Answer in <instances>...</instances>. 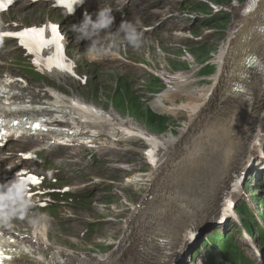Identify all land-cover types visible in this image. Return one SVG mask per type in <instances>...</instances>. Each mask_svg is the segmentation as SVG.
Wrapping results in <instances>:
<instances>
[{
	"label": "bare ground",
	"instance_id": "1",
	"mask_svg": "<svg viewBox=\"0 0 264 264\" xmlns=\"http://www.w3.org/2000/svg\"><path fill=\"white\" fill-rule=\"evenodd\" d=\"M165 1V0H164ZM204 4H197L193 3L191 0H182L179 5H177V12L179 15L181 14H187L188 16H191V19L186 18V20H193V17H195L198 10L200 11V14L205 13L204 10H202V6H204V9L210 7L211 9H214L216 6H214L215 1L214 0H200ZM223 0H220L218 4H221ZM233 4H237L236 2ZM244 6L248 7L249 11L255 10L256 14L254 17H258L259 15L263 16L264 13V1L262 2V7L256 8L253 6L251 2L244 3ZM148 6H144L139 12L143 13L141 16L145 15V10ZM163 10V7H161ZM199 8V9H198ZM194 15V16H193ZM152 23L150 21H145L147 24L146 29L149 30L152 28V24H156L160 28L166 27L169 28L172 26L173 20L168 23L164 21L162 18L157 17V19H152ZM155 22V23H154ZM166 33V32H165ZM171 34H176V31L172 32ZM259 42L264 46V30L263 35L260 36ZM225 43V41L223 42ZM206 44H203L200 54L207 55L206 54ZM246 52V48L244 50ZM217 54L225 57L226 55H229V51L224 48H219L217 51ZM46 57V54H42ZM245 55V54H243ZM211 56V54H210ZM209 56V57H210ZM263 58V57H262ZM237 59H233L231 63L236 64ZM263 61V68H264V59ZM216 62L219 64L222 61L216 59ZM228 74V77L233 75L235 73V70L232 71H226ZM226 74V79H228ZM264 74V70H263ZM170 80V79H169ZM170 81H173L172 79ZM188 83V80L182 83V85H186ZM230 85V84H229ZM255 85V79L252 81L251 84H244L243 85V92L242 95L239 97L237 101H235L232 105L224 108L221 112L218 113L220 117L219 121V127L225 130V127H235L237 129V134L240 138L244 140V143L250 142L251 140L255 139L257 137L258 133V127L260 126V118L257 119V112L258 108L257 105L261 104L262 101L256 98L249 97L247 101H249L251 104L248 106L247 103L243 100V96L245 90H250ZM264 88V85H263ZM177 91V89H174ZM219 90L222 94H227V89L225 87H222L219 83H216V89ZM41 92H37L36 90L30 89L28 87H24L22 92L17 93V103L14 102L12 106L14 107H21L23 110L28 111L31 114L33 112H39L40 116L44 120H49L50 117L47 115L46 112L52 113L53 107L60 108L61 113L69 112L70 109L66 108L63 100L61 98H56V95L53 91L50 89H42ZM264 97V95H263ZM81 98H78L77 101H81ZM216 100V99H215ZM161 107V102H160ZM65 108V109H64ZM239 108V111L241 113H244L245 116H247L251 112V118L250 119H239L237 118V115H239V112H236V109ZM264 116V114H263ZM63 119H66L68 121V118H65L63 116ZM197 120L196 117H194L192 120ZM215 119H212V122ZM83 125L79 126V128H82ZM119 122L116 124H109V125H103V124H96L95 128L91 126H86V128L81 129L83 132H90L86 135H78V131L76 127V131L74 133L75 142H81L85 139H90L92 142V146L87 145H80L79 148H87L88 150H96L97 147L98 151H101L103 149H112L115 145V142L117 140H120L122 138V135L119 133ZM65 127V126H64ZM68 129H74L73 127H66ZM186 137L191 140L194 143V146L196 145V150L193 154V156L190 158L188 162V167L184 165H180L179 156L184 150V148L181 145L180 139H176L171 136V134L164 137L163 144L168 149L176 147V165L172 164L170 166L164 165V163L167 160L166 154L161 156V163L158 161L155 166V175L157 177L156 182L154 184V190L151 193V200L150 201H143L140 206L141 209L138 213L134 214L130 211V215L137 216L142 210H144V213L137 216L141 222H139V226H133L134 221L131 220V224L128 226V232L125 235H122L123 232L119 235L115 232L112 233V231H109V224L105 223V220H108L109 218L106 215V210H102L99 214L95 215H89L86 213V217L89 220L90 223L96 224V223H102L106 228H100L102 231L100 232V229H97L93 227V232L102 233L103 236L110 234L109 238L112 237L113 240H119L122 241L118 244V247H111L106 252H99L98 255H85V256H76L74 254H71L70 259L74 260L71 264H151L153 257H155V252L161 251L163 249H157L156 245H153V241L155 240V237L162 234L163 232L160 230H166L165 226V220L166 219H172V222L174 226L179 225V218L182 217L184 220L189 219H195L198 218L200 220L203 219H216L218 216V208L221 205V203L224 200V196L226 192L229 190L230 184L234 177L238 175L241 171L244 170L247 162L245 159L242 158V152L241 149H239V152L235 154L232 157H227L222 154L221 150H217L218 146L214 143L205 142L204 136L201 134L200 131L191 129L190 131L185 130ZM59 135H63L64 137H70L69 134H64V132H59ZM134 136H129V139ZM143 143H146L145 139H142ZM185 147H188L186 143H184ZM245 147V146H244ZM73 152H76V148L72 149ZM174 149H172L173 151ZM216 151V152H215ZM86 153L88 151H79ZM131 154V153H130ZM129 154V155H130ZM168 156V154H167ZM202 156H205L206 158L210 156L208 162L204 166H200L196 170L194 168L197 165H200L201 162L205 159L202 158ZM164 157H166L164 159ZM202 158V159H201ZM247 158V157H246ZM208 159V158H207ZM77 162H80L81 159L76 157L75 159ZM211 162L210 167L208 168V163ZM92 163L90 161L85 166H83V174H90L92 173L91 170L93 169V164L89 167V165ZM173 169L174 171L168 172L164 171V169ZM72 169V168H71ZM185 170H188V173H185ZM156 172H160L159 174ZM175 180L172 181L173 175H175ZM182 175V176H180ZM198 176V180L195 179V176ZM108 179H112L114 181H117V179H121L123 177H127L125 174L119 175L117 178H115V173H108ZM180 176V177H179ZM95 179H99L98 176H93ZM186 178V179H185ZM185 179V180H184ZM199 180H201L199 182ZM147 185V184H146ZM107 187V184H104L100 191L98 192L99 196H104L102 193L103 190ZM119 187V186H117ZM124 188H129V186H125ZM117 193H122V196H125V194L130 193L126 189H116ZM150 195V193L147 194V197ZM105 196H111L108 193H105ZM116 199L119 196H114ZM149 204H154L155 206L150 207ZM130 206V205H129ZM135 209L137 208V205L134 206ZM130 208V207H129ZM137 210V209H136ZM62 214L69 218L67 211H62ZM75 213H72L74 215ZM180 216V217H179ZM101 217H104L105 220L99 219ZM135 218V219H136ZM182 220V219H181ZM115 221V220H114ZM197 222L194 221L189 226H194ZM46 229L47 225L46 223H43V225ZM169 226V225H168ZM158 229V230H157ZM188 229V227H185L184 230ZM41 228L36 233L37 235H41ZM68 232V229H66ZM125 230V228H124ZM178 232H181L179 229ZM185 232V231H184ZM125 240L128 239L129 247L126 248L124 245V238ZM108 238V240H109ZM182 245V242L180 239L176 241ZM107 244V243H106ZM181 253L171 256L169 260H173L174 258L177 259L180 257ZM223 257L219 258L220 260ZM223 262V264H229ZM242 264V263H241ZM264 264V260H263Z\"/></svg>",
	"mask_w": 264,
	"mask_h": 264
},
{
	"label": "clouds",
	"instance_id": "2",
	"mask_svg": "<svg viewBox=\"0 0 264 264\" xmlns=\"http://www.w3.org/2000/svg\"><path fill=\"white\" fill-rule=\"evenodd\" d=\"M82 3L83 0H78L77 4ZM73 11L74 8L68 14H72ZM112 13V8L104 7L93 19L92 15L85 12L81 22L70 26L75 39L80 42L89 41L84 52L92 61L108 58L121 43L136 50L144 46L145 37L140 21H123L118 30L112 32L115 22ZM4 27L3 21L0 20V29ZM0 46H3L2 36H0ZM30 184L27 177L21 173H17L13 180L0 184V232L11 231L17 219H27L33 227H40L47 220L46 213L34 211L37 202L31 197Z\"/></svg>",
	"mask_w": 264,
	"mask_h": 264
},
{
	"label": "rangeland",
	"instance_id": "3",
	"mask_svg": "<svg viewBox=\"0 0 264 264\" xmlns=\"http://www.w3.org/2000/svg\"><path fill=\"white\" fill-rule=\"evenodd\" d=\"M102 3H104L105 4V6L106 7H110V8H112L113 9V15L115 16V15H117L118 14V12H120V8H121V6H122V1L121 0H100ZM220 1V0H219ZM236 2V3H238V0H223L222 2H221V4H225V3H227V2ZM240 1V0H239ZM264 0H258V2H257V4H256V8H259V7H262V2H263ZM196 3L197 4H204L203 2H201L200 0H196ZM244 3H245V0L244 1H241V6H244ZM174 10L177 12V7L175 6L174 7ZM251 12V14H256V11L255 10H252V11H250ZM248 14V13H247ZM246 14V15H247ZM180 17H177V18H175V19H173V22L171 23L172 24V26H171V28L173 29V31H176V34H171L172 36H174V37H179V34H178V32L179 31H181L182 30V26H180L179 25V23H182V24H185V23H187L188 21H190V22H192V20H189V19H191V16H188L187 14H181V15H179ZM194 16V15H193ZM189 17V19L188 20H186V18H188ZM225 24H226V22H225ZM209 24H204V25H202L201 26V29H202V31H206V33H211L212 32V29H210L209 28ZM188 30H193V31H196V32H200V29L199 28H197V27H195V26H191L190 27V29H188ZM76 41H79V40H77L76 39ZM225 41V37L222 39V43ZM74 42V41H73ZM203 43L204 44H206V46H207V48H206V54L207 55H205V56H207V58H209V56H210V54H213V53H211V50L212 49H214V50H219V43H218V37H217V33H213L212 35H209V38L207 39V40H205V41H203ZM208 46H210V49H208ZM222 64H224L225 65V61H222L221 62ZM226 72H224V73H222L221 75H219V76H217L216 78H215V83H217L219 80H221V82L219 83L222 87H225V88H227V86L229 85V82H227V80H225L226 79ZM182 75H184L183 73H181V76ZM227 77H228V74H227ZM171 80V79H170ZM33 87H36V86H39V88H44V85L42 84V83H39V84H33L32 85ZM177 89V87H174L173 89ZM216 98L215 97H211L210 98V100L211 101H214ZM159 100V102H161V107H164V111L165 112H167L168 110H169V107L167 106V105H164L163 103H164V101H163V98H159L158 99ZM236 112H239L240 114L239 115H237V118L238 117H240V115L242 114L240 111H239V108H237L236 109ZM251 112L247 115V116H245V118L243 119V120H246V119H250L251 118ZM239 119H241V117L239 118ZM178 120H179V122L180 123H183V124H186V123H188L189 122V120H188V118L186 117V116H184V115H181L179 118H178ZM194 122H195V119H194ZM195 130V129H194ZM134 146L135 147H139L141 150L142 149H144V145L142 144V145H140L139 143H135L134 144ZM195 150H196V145H195ZM83 156H85V157H87L88 156V154L87 153H85ZM141 156V153L140 154H130V158H129V161H131V160H136L137 158H139ZM95 157H97L98 159H99V167H100V169L101 170H103L104 172H107L108 173V171H106V170H104V163L105 162H111V161H107V160H105V158L107 157V158H109L110 160H112V154H108V153H105V152H99V153H97L96 155H95ZM126 157V156H125ZM93 160H94V158H93ZM98 162V161H97ZM97 162L95 163V165H97ZM87 163H89V162H87V160L85 159V161H81V165L79 166V168H78V170L80 171V172H82L83 171V166H85ZM93 164V161H92V163L89 165V167L91 166ZM106 167V166H105ZM93 169L91 170V172L92 173H97L98 172V168H97V166H93L92 167ZM91 174V173H90ZM116 175V174H115ZM180 176H182V175H180ZM179 176V177H180ZM186 179V178H185ZM184 179V180H185ZM195 179L196 180H198L199 178H198V176L196 175L195 176ZM201 180H199V182H200ZM255 182H256V180L254 179V178H252L251 179V181L249 182L248 181V184H247V192H248V194H249V197L250 198H253L254 196H255V194L253 193L254 192V189H255ZM147 184V183H146ZM143 185V186H141V189H140V194H132L130 197H128L129 198V200H127V202H129V209H130V211L131 212H133L134 214H136V213H138L139 212V210L141 209V206L139 205H137V210L135 209V207L134 206H136L134 203L136 202V203H138V202H140V201H142L143 200V198H144V196L146 195L145 194V192L147 191V189H148V184L147 185ZM125 186H129V185H125ZM136 196V197H135ZM135 197V198H134ZM120 197H118L117 199H119ZM102 199H103V201L105 200V199H107V198H105V197H102ZM115 203H116V209L117 210H119L120 212L119 213H112V212H106V215H107V217L109 218V219H111V220H105V223L106 224H109L108 222H110L111 224H109V226H110V228H109V231H112V233L113 232H115L116 231V233L117 234H121L122 233V225H123V220H124V218H125V215L127 214V212H128V210H127V206L125 205V204H123V203H121L120 201H116L115 200ZM149 206L150 207H153V206H155L154 204H149ZM92 208H89L88 209V212L91 210ZM263 207H262V209H261V211H263ZM94 211V210H93ZM95 214H98V213H95ZM94 213L93 214H91V216L92 215H95ZM99 219H105L104 217H101V218H99ZM115 220V221H114ZM179 225L176 227V226H174V224H170V228H171V231H172V233L174 234V236L175 237H178L179 235H181V234H185L186 232H184L185 230V227H187V225H188V222L186 221V220H184V219H180L179 220ZM131 224V221H126V223H125V225H124V228H125V230H124V235L128 232V226ZM98 225L99 226H101L102 228H106V226H104L102 223H100V221H99V223H98ZM201 225V223H199V225L197 226V227H199ZM98 226V228L97 229H100V227ZM181 230V232H178V230ZM100 232L102 231L101 229L99 230ZM114 234V233H113ZM109 235L110 234H107V235H105V236H103V234L102 233H98L97 232V235H96V238H99V241H102L101 242V247H100V249H99V251H97V252H106L107 250H109V248H111V247H113L115 244H116V242H114V241H116V240H113L112 239V237H110L109 238ZM108 238H109V240H108ZM112 241H111V240ZM126 239V237L124 238V240ZM241 238L240 237H237V242H241ZM118 242L119 243H121L122 241H119L118 240ZM107 243V244H106ZM124 245L126 246V248H128L129 247V242H128V239L127 240H125L124 241ZM96 252V253H97ZM249 254H250V252H249Z\"/></svg>",
	"mask_w": 264,
	"mask_h": 264
},
{
	"label": "snow or ice",
	"instance_id": "4",
	"mask_svg": "<svg viewBox=\"0 0 264 264\" xmlns=\"http://www.w3.org/2000/svg\"><path fill=\"white\" fill-rule=\"evenodd\" d=\"M13 2L14 0H0V11L4 10L5 5ZM60 2L64 3L66 0H60ZM70 3L77 4L78 0H70ZM49 31L52 33L50 38L46 36V32ZM0 36L18 38L22 46L38 57V59L34 60V63H36L37 66L44 63L47 65L49 71H51L53 67H56L61 71H71L72 69V66L66 63L63 56V48L60 44L62 37L55 26H50L49 28H30L18 33L3 32L0 33ZM52 49H55V51H50L45 59V56L42 54L45 50ZM74 106L82 107L80 105ZM34 127L39 128V125L37 124ZM149 155L151 156L153 154L149 153ZM32 183H39V179L33 178ZM2 235L3 234L0 233V236ZM9 259L10 257H6L4 252L0 251V264H6Z\"/></svg>",
	"mask_w": 264,
	"mask_h": 264
}]
</instances>
